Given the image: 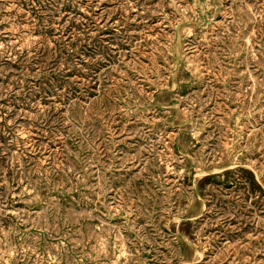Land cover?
<instances>
[{
  "label": "rangeland",
  "instance_id": "obj_1",
  "mask_svg": "<svg viewBox=\"0 0 264 264\" xmlns=\"http://www.w3.org/2000/svg\"><path fill=\"white\" fill-rule=\"evenodd\" d=\"M0 264H264V0H0Z\"/></svg>",
  "mask_w": 264,
  "mask_h": 264
}]
</instances>
